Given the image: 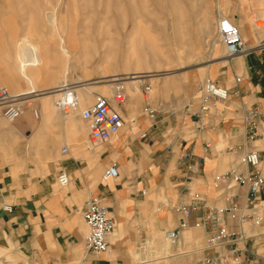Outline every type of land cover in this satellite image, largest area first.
<instances>
[{"label": "crops", "instance_id": "1", "mask_svg": "<svg viewBox=\"0 0 264 264\" xmlns=\"http://www.w3.org/2000/svg\"><path fill=\"white\" fill-rule=\"evenodd\" d=\"M233 5L231 17L248 48L212 62L219 69L213 78L228 87L213 127L196 129L183 106L161 108L153 119L137 110L135 125L125 124L108 139L90 144L84 125L73 121L70 126L64 117L48 120L39 100L38 116L32 108L11 121L0 114V249L14 264H205L204 257L215 255L218 248L204 245V228L192 224L200 209L185 216L170 202L197 190L207 204L220 203L212 175L246 148L258 151L264 180V28L251 27L257 18L250 15L254 0H235ZM254 22L264 25L263 20ZM235 74L241 75L236 82ZM191 103L196 105V97ZM249 105L261 114L254 118L252 136L243 121ZM122 112L127 117L124 107ZM63 145L68 147L65 153ZM183 151L188 158H180ZM110 162L118 174L104 179L101 172ZM60 168L70 173L66 185L56 181ZM232 190L241 203L243 185ZM88 195L100 197L112 218L110 252L95 253L84 246L80 210ZM259 195L264 198V182ZM181 219L186 226L180 236L167 239L164 231ZM225 221L231 231L239 230L236 218ZM240 228L244 236L234 240L237 256L228 264H264V209L258 224L244 221Z\"/></svg>", "mask_w": 264, "mask_h": 264}, {"label": "rangeland", "instance_id": "2", "mask_svg": "<svg viewBox=\"0 0 264 264\" xmlns=\"http://www.w3.org/2000/svg\"><path fill=\"white\" fill-rule=\"evenodd\" d=\"M234 1L0 0V85L19 98L36 94L22 99L24 112L39 100L48 120L69 118L70 126L85 123L77 110L63 116L55 105L54 88L64 82H72L82 107L107 95L111 79L122 74L130 117L141 99L127 73L138 71L151 75L153 107H182L204 77L219 72L212 62L226 54L214 20L219 12L234 21ZM254 2L252 19L264 21V0ZM0 264H14L2 249Z\"/></svg>", "mask_w": 264, "mask_h": 264}, {"label": "built area", "instance_id": "3", "mask_svg": "<svg viewBox=\"0 0 264 264\" xmlns=\"http://www.w3.org/2000/svg\"><path fill=\"white\" fill-rule=\"evenodd\" d=\"M258 19L255 18L254 21ZM264 25H255L258 28ZM215 32L223 44L225 54L233 55L247 50V45L242 38L238 26L226 15L217 14L214 20ZM111 79L110 90L107 95L97 94L86 105L78 106V96L72 82H65L58 86L59 93L54 102L63 116L77 110L79 117L84 121L88 142L95 144L108 139L117 133L125 124L135 125L133 116L126 117L122 112L123 102L126 99L123 77ZM241 75L235 74L233 80H240ZM138 93L141 99L140 110L150 119H153L161 108L153 107L149 101L151 82L143 77L138 82ZM18 94L11 92L5 84L0 85V107L2 115L7 120H13L24 112V103L17 98ZM228 97V87L217 79L204 77L199 83V92L196 96L197 103L192 107L191 100L183 104V109L192 116L194 127L198 130L206 126L213 127L219 116L218 103ZM34 115L38 109L32 107ZM260 111L254 105H249L243 114V121L246 134L252 136L256 133L255 116ZM264 117V114L262 115ZM141 136L145 131H140ZM205 146L210 143L205 141ZM230 145L226 150H231ZM67 145L61 147V152H67ZM189 152L183 151L180 158L186 159ZM190 169H196L195 164H190ZM118 174L116 164L108 163L101 172V177L106 179L115 177ZM56 181L59 185H66L70 181V173L65 168H60ZM263 176L260 171L259 153L255 148L242 149L236 159L228 167L217 171L212 175V184L217 187L220 203L207 204L204 194L197 190H187V198H176L170 202V206L188 215L195 209H200V214L194 218L192 224L204 228V245L206 248H218L215 255L204 257L205 264H228L236 259V247L234 240L243 238L244 234L240 228L241 223L247 221L251 224H258L261 221V210L264 209V198L259 192L263 187ZM236 185H243L241 203L236 197L238 193L232 188ZM142 193L145 189H139ZM4 208L11 210L10 204ZM81 217L86 225L83 242L87 250L95 253L110 252L111 246L107 236L113 227L112 218L108 213L105 202L98 196L88 195L82 203L80 210ZM225 217L236 218L239 223V230L231 231L225 221ZM186 221L181 219L174 227L164 231V236L174 240L180 236Z\"/></svg>", "mask_w": 264, "mask_h": 264}, {"label": "bare ground", "instance_id": "4", "mask_svg": "<svg viewBox=\"0 0 264 264\" xmlns=\"http://www.w3.org/2000/svg\"><path fill=\"white\" fill-rule=\"evenodd\" d=\"M256 25H257V23H255ZM263 27V26H262ZM128 74V77H127V79H128V83H131L132 84V86H133V88H135V89H137V87H136V84L139 82V81H141L142 79H143V77H146V76H151V75H146V76H144V75H142V72H138V71H134V72H131V73H127ZM124 79V78H123ZM125 80L126 79H124V83H125ZM65 83V82H64ZM64 83H62V84H64ZM62 84H60V85H62ZM60 85H58V86H60ZM58 86H56L55 88H54V91L53 92H55V94H58L59 93V87ZM130 87V86H129ZM53 94V93H52ZM34 95H36V94H32V95H27V96H25V97H21V98H19V96L17 95V98L19 99V100H21V101H25V100H22V99H26V101L27 102H29V100H31L32 98H33V96ZM24 113V112H23ZM38 114H39V112H37V115L36 116H38ZM7 120V119H6ZM8 121H11V120H8Z\"/></svg>", "mask_w": 264, "mask_h": 264}]
</instances>
